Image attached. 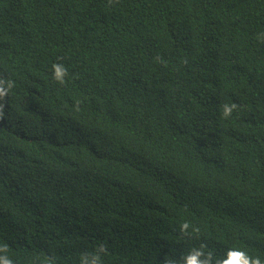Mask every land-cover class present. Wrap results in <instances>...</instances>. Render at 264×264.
Wrapping results in <instances>:
<instances>
[{"label": "trees", "instance_id": "obj_1", "mask_svg": "<svg viewBox=\"0 0 264 264\" xmlns=\"http://www.w3.org/2000/svg\"><path fill=\"white\" fill-rule=\"evenodd\" d=\"M0 88V261L264 264V0H0Z\"/></svg>", "mask_w": 264, "mask_h": 264}, {"label": "clouds", "instance_id": "obj_2", "mask_svg": "<svg viewBox=\"0 0 264 264\" xmlns=\"http://www.w3.org/2000/svg\"><path fill=\"white\" fill-rule=\"evenodd\" d=\"M55 67H56V79L59 82L63 83L64 82L63 77L66 75V70L59 65H56ZM6 94L7 93L5 92V90L3 88H0V97L5 96ZM230 111L231 109H227L225 115L229 114ZM0 264H10V261L5 259L0 261ZM188 264H196L195 259L194 258L189 259ZM254 264H260V261L257 259L256 261H254Z\"/></svg>", "mask_w": 264, "mask_h": 264}]
</instances>
